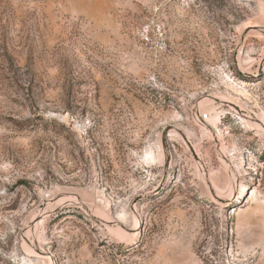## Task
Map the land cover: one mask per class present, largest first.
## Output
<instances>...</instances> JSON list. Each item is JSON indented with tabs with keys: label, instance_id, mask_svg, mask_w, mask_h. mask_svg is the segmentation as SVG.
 Returning <instances> with one entry per match:
<instances>
[{
	"label": "rangeland",
	"instance_id": "374dc122",
	"mask_svg": "<svg viewBox=\"0 0 264 264\" xmlns=\"http://www.w3.org/2000/svg\"><path fill=\"white\" fill-rule=\"evenodd\" d=\"M0 264H264V0H0Z\"/></svg>",
	"mask_w": 264,
	"mask_h": 264
},
{
	"label": "trees",
	"instance_id": "16d2710c",
	"mask_svg": "<svg viewBox=\"0 0 264 264\" xmlns=\"http://www.w3.org/2000/svg\"><path fill=\"white\" fill-rule=\"evenodd\" d=\"M15 122H17V121H15ZM17 124V123H16Z\"/></svg>",
	"mask_w": 264,
	"mask_h": 264
}]
</instances>
